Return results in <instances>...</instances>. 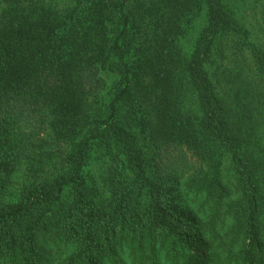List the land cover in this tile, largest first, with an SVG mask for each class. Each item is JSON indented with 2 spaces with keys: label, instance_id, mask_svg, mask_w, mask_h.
<instances>
[{
  "label": "trees",
  "instance_id": "trees-1",
  "mask_svg": "<svg viewBox=\"0 0 264 264\" xmlns=\"http://www.w3.org/2000/svg\"><path fill=\"white\" fill-rule=\"evenodd\" d=\"M243 33L224 0H0V197L22 163L41 176L0 203V264H264ZM242 48L263 90L231 96Z\"/></svg>",
  "mask_w": 264,
  "mask_h": 264
},
{
  "label": "rangeland",
  "instance_id": "rangeland-1",
  "mask_svg": "<svg viewBox=\"0 0 264 264\" xmlns=\"http://www.w3.org/2000/svg\"><path fill=\"white\" fill-rule=\"evenodd\" d=\"M224 2L231 10L238 21V25L243 29L244 32L242 34L243 39L234 35V40L241 38L243 40L242 44L245 42V44L242 46L249 48L250 44L248 42H251L259 46L260 49L264 50V0H224ZM198 30L199 29L197 27L193 28L190 35H188L185 42L186 49L189 50L191 48L193 42L192 37ZM230 44L232 43L229 42V45ZM231 53L236 55L243 70H241V75L237 76L238 79H234V77L231 75L228 77V80L223 79L225 90L229 92L228 94L231 93L230 95L233 96L232 94H234V91H238L237 83L241 81L244 90L247 92V95L258 94L256 89L260 86L262 91L263 85L260 82V78H257L256 76L257 71L250 63V60L252 59L251 54H249L245 48H242V50L240 49V51L231 49ZM106 82L107 87H110L113 84L111 79H107ZM258 98L259 97H256L255 104L253 101L246 102L248 111L251 114V117L247 120V122L250 128H253V132H255L256 135L264 142V118H262V116L259 114L258 106L260 107L261 105L258 103ZM105 162L107 164L106 158L102 155V153L96 151L93 158L91 159L90 170L94 180H97L98 182L102 180V176H104L107 171V168H105ZM51 169L52 168L49 169L50 173ZM223 169L225 177L227 179H231L233 175V164L230 155H226L224 157ZM39 177H41L40 174L38 175V173H34L32 171V165L30 163H22L15 172L11 185L5 194L0 197V203H12L17 201L25 185L33 181H38ZM48 250L50 258L53 259L55 254L54 250L52 248H49ZM125 259L128 260L126 256ZM161 264L171 263L167 260H162Z\"/></svg>",
  "mask_w": 264,
  "mask_h": 264
}]
</instances>
